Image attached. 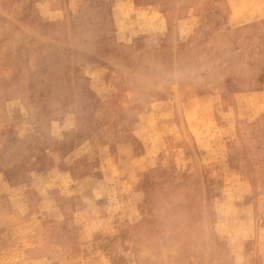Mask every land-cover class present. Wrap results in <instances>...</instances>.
Segmentation results:
<instances>
[{"label": "rangeland", "instance_id": "374dc122", "mask_svg": "<svg viewBox=\"0 0 264 264\" xmlns=\"http://www.w3.org/2000/svg\"><path fill=\"white\" fill-rule=\"evenodd\" d=\"M0 264H264V0H0Z\"/></svg>", "mask_w": 264, "mask_h": 264}, {"label": "bare ground", "instance_id": "6f19581e", "mask_svg": "<svg viewBox=\"0 0 264 264\" xmlns=\"http://www.w3.org/2000/svg\"><path fill=\"white\" fill-rule=\"evenodd\" d=\"M127 18H129V14L127 13ZM190 119V117L189 116H186V115H184V114H181L180 115V117H179V122H181V123H184V122H188V120ZM189 123V122H188ZM121 127V126H120ZM145 127V126H144ZM165 127L163 126V125H159V123H157V124H155V125H152L151 126V129H146L148 132H145L141 137H140V140H142V141H144L145 139H147V138H145V137H148L149 135H151V136H154V137H156V136H158V135H160L161 134V131H162V129H164ZM190 128H191V126H190ZM139 129H142V128H139ZM131 134H134L133 132H136V129H135V127H132L131 129ZM173 133H174V131H173ZM145 138V139H144ZM161 143H162V141H161ZM155 144L156 145H158L157 144V142L155 141ZM159 146V145H158ZM164 146V145H163ZM105 148V147H104ZM230 195V194H229ZM232 197V196H231ZM231 203V202H230ZM226 207V206H225ZM226 208H228V207H226ZM228 210V209H227ZM224 212V211H223ZM233 214V213H232ZM226 215V214H225ZM228 215V214H227ZM224 217V216H223ZM224 219V218H223ZM240 219V218H239ZM233 220V219H232ZM236 220V219H235ZM240 222V221H239ZM222 223V222H221ZM228 223V222H227ZM226 224V223H225ZM237 224H239V223H237ZM225 226H227V225H225ZM228 228L230 227L229 225L227 226ZM226 227V228H227ZM236 228H237V226H235ZM218 229H221L222 231H224V229H225V227L223 226V225H220L219 227H218ZM237 229H239V227L237 228ZM243 230V229H242ZM234 230H232V232H233ZM217 232H218V230H217ZM235 232V231H234ZM239 232V231H238ZM228 234V233H227ZM244 234V233H243ZM247 237V236H246ZM250 237V236H249ZM248 237V238H249ZM244 238H245V236H244ZM180 239V238H179ZM241 240V239H240ZM179 243V242H178ZM200 244H201V242H199ZM181 245V244H180ZM191 245V244H190ZM195 245V244H194ZM193 246V245H192ZM198 246V245H197ZM201 247V246H200ZM170 248V247H169ZM177 248V247H176ZM196 248V247H195ZM195 248H192V249H195ZM168 250V249H167ZM193 252V251H192ZM162 253V252H161ZM187 263H188V261H187Z\"/></svg>", "mask_w": 264, "mask_h": 264}]
</instances>
